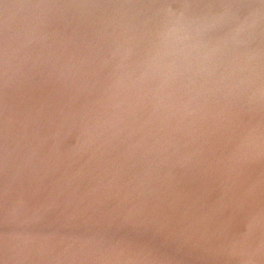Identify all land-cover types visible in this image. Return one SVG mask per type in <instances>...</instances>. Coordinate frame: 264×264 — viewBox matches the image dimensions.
Listing matches in <instances>:
<instances>
[{
	"label": "water",
	"instance_id": "obj_1",
	"mask_svg": "<svg viewBox=\"0 0 264 264\" xmlns=\"http://www.w3.org/2000/svg\"><path fill=\"white\" fill-rule=\"evenodd\" d=\"M0 264H264V0H0Z\"/></svg>",
	"mask_w": 264,
	"mask_h": 264
}]
</instances>
